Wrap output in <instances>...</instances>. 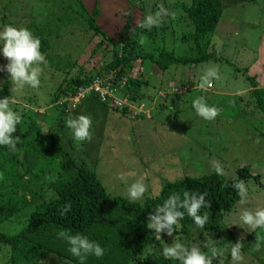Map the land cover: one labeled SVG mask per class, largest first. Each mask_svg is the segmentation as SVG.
Segmentation results:
<instances>
[{
	"label": "trees",
	"instance_id": "obj_1",
	"mask_svg": "<svg viewBox=\"0 0 264 264\" xmlns=\"http://www.w3.org/2000/svg\"><path fill=\"white\" fill-rule=\"evenodd\" d=\"M254 1L257 0H241L232 4L246 6ZM83 2V0H46L45 2L48 9V4L57 5L59 7L57 13L62 10L63 13L58 14H61L66 22L74 19L77 22L82 21L86 30L84 32L91 33V40L96 38L101 40L93 43L89 39V43L93 44L89 56L97 60L91 72L87 74L80 70L83 75L79 72L76 76L64 78L55 92L45 101L53 117L39 122L21 113V121L16 126V132L13 133L20 138L16 150L11 151L7 146H0V223L16 221L22 225L13 236L0 233V255H2L0 264L3 261L6 264H41L42 261L46 264L54 256L64 264H178L177 261L165 259L160 254L159 247L163 241L171 243L173 237L186 239V245L198 244L205 253L209 252V249L204 248L203 245L209 240L218 248H229L235 241L233 232L237 230L234 229V223L237 225L238 235L246 239V241L241 240L242 256H252L251 253L264 242V229H250L239 223L238 214L243 206L240 205L238 193L232 184L237 179L242 180L248 191L247 197L253 195L257 196L254 199L264 200V184L261 183L258 174L251 172L246 166H241L234 171L233 176L226 177L224 174L217 175L214 165L211 166L214 171L205 174L204 166L200 164L191 171L192 176L166 182L157 195H150L149 190L146 189L147 192L142 199L130 201L128 197L111 196L106 191L95 171L97 163L88 165L82 160L75 159V155L73 156L75 143L79 142L72 139L64 123L66 116L81 105H87L90 112L92 108L100 109L99 118L105 115L106 118L108 115L126 118L132 115L135 108L144 110V101L147 97L144 92L150 82L146 78L150 76L149 73L144 74L143 69L149 66L156 70V74L158 71L162 76L161 74H168L169 71L176 70L180 66L196 67L209 61H218L211 44V36L216 32L225 9V1L190 0L185 3L175 0L171 3L174 7L167 11L164 10L167 6L165 0H142V2L137 0L136 4H129V7L141 11L140 23L146 16L163 9L160 23L147 29L139 26L130 29L127 19L123 28H120L117 41L106 36L96 24L95 21L101 14L100 9L94 7L89 16ZM62 3L65 4L64 7H60ZM61 17H46L44 24L46 21L57 22V18ZM32 25L31 32L40 39V51L46 61L40 66L50 67L53 60L49 58V53L54 49L51 44L53 37L48 31L50 28L49 26L39 28L40 25L34 19ZM169 36L178 38L179 44L184 47L181 54L176 55L172 49L169 50L164 45L158 44ZM142 40L145 41L148 49L145 48ZM109 53L112 60L103 64V56ZM2 61L1 58L0 67ZM56 62L54 66L58 69H68L72 65L67 60ZM145 64L148 66L145 67ZM134 69L137 70V76L131 75ZM165 76L168 77V75L157 77L160 84L170 86L171 91L165 96L168 98V95H173L172 98L176 99L173 103L177 101L176 92L179 88H181L179 91L186 93L199 90L198 85L195 86L189 80L184 83L183 78H172L166 83L163 81ZM0 78H3L0 81L5 84L10 82L6 72L0 71ZM123 80L125 83L121 85L120 82ZM246 81L252 88L250 93L254 99V109L264 115V89L258 88L255 78L249 75L246 76ZM96 82L100 87L116 88L115 96L126 100L129 106L121 108L112 106L111 98L100 96L92 89ZM173 83L174 85L171 86ZM212 88L213 83L205 88L207 89L205 91ZM85 90H87L85 94L73 106L69 100ZM32 102L36 106L34 108L41 107L39 100L28 101L31 104ZM219 105L218 102L217 107ZM159 108L165 107L160 104ZM250 116L248 115V119L244 118V121L250 123ZM138 117L141 119L143 115L140 114ZM255 127L257 128L256 125ZM66 131H69V137L65 136ZM261 134L262 130H257L260 138H262ZM216 154L221 157L220 153ZM55 161L58 165L57 170L55 167L51 170L41 167L36 173L34 172V168L41 162ZM22 183L25 184L24 187H21ZM30 184H34L37 190L27 193ZM185 190L208 194L205 200L209 203V207L201 208L200 213L208 212L209 220L202 228H198L192 219L185 215L183 220L179 221L180 227L172 236H166L162 231L161 239H158L153 230L145 227L148 214L173 192L182 194ZM65 204H70L71 207L61 215L60 211ZM244 208L252 209L246 206ZM62 230L71 234L87 235L90 240L101 245L104 255L99 258L89 255L83 261L71 256L66 241L58 237ZM248 250L251 252L249 253ZM251 258L256 264H260L257 258ZM218 260L221 264H232L229 254L224 258L218 256Z\"/></svg>",
	"mask_w": 264,
	"mask_h": 264
},
{
	"label": "rangeland",
	"instance_id": "obj_2",
	"mask_svg": "<svg viewBox=\"0 0 264 264\" xmlns=\"http://www.w3.org/2000/svg\"><path fill=\"white\" fill-rule=\"evenodd\" d=\"M83 1L89 16L94 7L97 6L100 9L101 14L95 22L113 41L118 40L120 28H123L127 19H129L130 29L140 24L141 11L138 8L129 7V4H136L137 0ZM174 1L165 0L167 6L164 10L169 11L168 9L174 7L171 4ZM181 1L188 3L190 0ZM45 2L46 0H0V30L4 25H13L25 27L31 31L34 19L40 25L39 28L49 26L48 31L53 37L51 44L54 49L49 53V58L53 62L50 63V67L40 66L41 83L37 88L33 89L26 85L22 89H15L11 82L5 84L0 81V96L14 97L15 102L11 105L13 110L20 114L24 113L32 120L39 122L53 117L45 101L55 92L62 80L78 75L80 70L89 74L97 61L89 56L93 44L89 43L91 33L84 32L86 30L82 25L83 22H77L75 19L66 22V19L58 14L62 10L57 13L59 9L57 5L48 4V9ZM237 5L239 4L224 5L225 9L216 32L211 36V44L218 61H209L196 67L194 65L188 68L180 66L176 70L169 71L168 74H161L168 75L163 77L166 83L172 78H183L184 83L189 80L197 86L202 72L214 66L218 70L219 79L213 82L212 89L205 91L207 89L198 88L199 90L186 93L179 91L181 89L179 88L176 92L178 93L177 101L173 103V100H176L172 98L173 95H168V98L165 96L171 91L170 86L160 84L157 76H162L158 74V71L156 74L152 66L147 67L148 65L145 64L147 68L143 69L145 71L143 72L149 73L150 77L146 79L150 82L145 92L143 91L147 97L141 119L116 115H108V118L106 115H100L101 118H99L100 109L92 108L91 113L87 105H81L77 110L70 112L73 115L86 114L92 117L91 138L75 143L76 149L73 156L75 155L76 160H82L88 165L97 163L95 171L111 196L127 197V187L141 179L150 195H157L166 182L192 176L191 171L200 164L204 166L203 173H212L213 162L219 163L226 177L233 176L237 168L246 166L251 172L258 174L261 183L264 184V115L254 109V99L250 93L252 88L246 81V76L249 75L255 78L258 88L264 89V0L254 1L246 6ZM64 6L65 4H60V7ZM172 11L175 12L173 9ZM49 16L61 18H57V22L46 21L44 24L45 18ZM170 16L172 17V13ZM43 37L47 39L46 36ZM100 40L96 38L91 42L97 43ZM142 43L148 49L144 40ZM158 44L164 45L169 50L172 49L176 55L181 54L184 48L179 44L177 37L171 36ZM1 58L3 66L7 60ZM61 60L69 61L70 65L72 64L71 67L68 69L55 67L54 63ZM111 60L112 56L109 53L103 56L102 61L106 64ZM131 75L137 76V70L134 69ZM173 85L174 83L171 84ZM199 96H203L209 105L217 107L218 102L220 103L217 107L219 109L217 118L208 121L195 114L191 102ZM31 98L39 100L41 107L36 109L33 102L28 103L32 100ZM160 104H163L165 108L160 109ZM173 105L175 107H170ZM248 115H251L250 123L244 121V118L248 119ZM257 130H262L260 135L262 138L257 135ZM69 131H66L65 136H70ZM216 153H220L221 157H218ZM57 166L56 161L41 162L34 168V172L36 173L41 167L49 170L55 167L57 170ZM24 186L25 184L22 183L21 187ZM28 188L27 193L37 190L34 184H30ZM250 197L246 198L243 207L256 209L264 206V200L254 199L257 196L253 195ZM234 225V229L238 231L237 225L235 223ZM21 228L22 225L16 221L0 223V233L5 235L13 236ZM237 231H232L234 243L238 241L241 243L243 239L246 241L245 237L242 239ZM177 240L186 244V239ZM164 243L170 244L163 241L159 251ZM250 247L252 248V243ZM247 249L250 250V248ZM207 253L210 254V252ZM228 254L224 252L223 255L218 256L224 258ZM251 254L252 256H242L238 264H256L251 257L257 258L260 264L261 262L264 264V242ZM218 256L213 260V264H221ZM1 258L2 255L0 260ZM1 264L6 262L3 261ZM46 264L64 263L54 256Z\"/></svg>",
	"mask_w": 264,
	"mask_h": 264
},
{
	"label": "clouds",
	"instance_id": "obj_3",
	"mask_svg": "<svg viewBox=\"0 0 264 264\" xmlns=\"http://www.w3.org/2000/svg\"><path fill=\"white\" fill-rule=\"evenodd\" d=\"M163 12L164 10L161 9L155 14L146 16L138 26L142 29L158 26ZM0 57L7 60V63L0 67V71L7 73V78L15 89H22L26 85L35 89L40 85L42 72L40 65L46 61L40 51V39L28 28L3 26L0 30ZM217 79H219L218 70L214 66L208 67L200 75L198 87L203 90L210 87ZM14 102V97L10 95L0 96V146H7L11 151L16 150V144L20 139L13 135L21 121L20 113L11 107ZM191 107L198 117L208 121L213 120L219 113V109L215 105H209L203 96L192 100ZM141 114L144 115L143 110ZM64 123L74 141L82 142L91 138L92 117L90 115L69 113ZM214 170L217 175L224 174L219 163L214 164ZM232 187L238 193L239 203L243 205L248 196L244 181L237 179ZM145 192L146 186L141 179L127 187L126 195L130 201H137L143 198ZM207 195L206 192L197 194L187 190L182 194L173 192L148 214L145 227L153 230L158 239H161L162 231L166 236H172L173 232L180 227L179 221L187 215L198 228H202L209 220L208 212L200 213L201 208L209 207V203L205 200ZM70 207V204H65L60 214L64 215ZM238 221L250 229H264V206L256 209L242 207L238 214ZM58 237L66 241L67 250L71 256L81 261L89 255L97 258L104 255L101 245L90 240L87 235L71 234L62 230ZM203 247L209 249L210 254L202 251L198 244L186 245L173 237L170 244L164 243L160 254L165 259L177 261L178 264H213V260L218 255H223L225 251L229 253L232 264H238L242 259V246L239 241L231 244L229 248H218L213 241L209 240Z\"/></svg>",
	"mask_w": 264,
	"mask_h": 264
},
{
	"label": "built area",
	"instance_id": "obj_4",
	"mask_svg": "<svg viewBox=\"0 0 264 264\" xmlns=\"http://www.w3.org/2000/svg\"><path fill=\"white\" fill-rule=\"evenodd\" d=\"M124 83L125 82H120L121 85H123ZM92 89L95 92H97L100 96H106V97L111 98L112 100H111L110 104L116 108H121L123 106H129V104L126 102V100H122L120 97L115 96L116 90H117L116 88H109L107 86L106 87H100L96 82V83H94ZM86 91L87 90L79 92L76 97L69 100L70 102H72L73 106L75 104H77L79 98H81L85 94ZM141 111H142V108L133 109L134 115H138L139 113H141Z\"/></svg>",
	"mask_w": 264,
	"mask_h": 264
},
{
	"label": "crops",
	"instance_id": "obj_5",
	"mask_svg": "<svg viewBox=\"0 0 264 264\" xmlns=\"http://www.w3.org/2000/svg\"><path fill=\"white\" fill-rule=\"evenodd\" d=\"M225 1V4H230V3H235V2H237V1H241V0H224ZM143 113V112H142ZM132 115H130L131 117H136V116H139L141 113H139L138 115H134V113L132 112L131 113ZM137 119H139V118H137Z\"/></svg>",
	"mask_w": 264,
	"mask_h": 264
}]
</instances>
